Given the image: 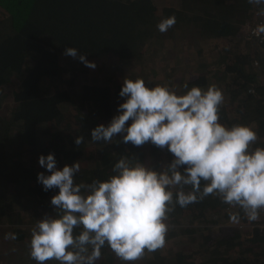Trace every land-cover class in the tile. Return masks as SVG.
<instances>
[{
    "label": "trees",
    "instance_id": "1",
    "mask_svg": "<svg viewBox=\"0 0 264 264\" xmlns=\"http://www.w3.org/2000/svg\"><path fill=\"white\" fill-rule=\"evenodd\" d=\"M258 11L248 0H0V264H37L30 257L31 237L21 229L54 209L51 198L59 192L45 191L38 182L39 173L50 175L39 164L41 155L54 153L61 170L80 162L76 182L89 184L113 175L122 157L158 172L174 159L166 147L151 142L139 147L124 143V134L110 144L92 141V130L108 126L119 114L126 100L119 95L123 84L112 88L89 79L90 67L65 55L67 48H77L90 62L110 56L132 63L151 60L154 47L159 51L168 45L179 52L196 47L200 59L195 77L182 78L177 89L186 94L194 86L206 90L215 85L224 95L220 122L252 126L258 134L254 147H264V41L243 36L248 24L261 21ZM172 15L177 23L161 33L157 24ZM212 41L226 42L220 66L207 63L203 55L202 45ZM60 56L72 61L68 69ZM151 75L158 73L154 69ZM146 81L149 87L163 85ZM147 153L154 158L151 165ZM179 190L172 189L174 199ZM56 215L57 210L49 217ZM233 215L255 226L252 234L217 237L212 227L232 222ZM166 223V242L187 240L188 245L177 251H145L147 264H264V221L249 222L239 207L219 197L209 195L187 207L176 204ZM10 229L15 240L6 239ZM81 231L76 228L74 235ZM120 260L105 245L95 264Z\"/></svg>",
    "mask_w": 264,
    "mask_h": 264
},
{
    "label": "clouds",
    "instance_id": "2",
    "mask_svg": "<svg viewBox=\"0 0 264 264\" xmlns=\"http://www.w3.org/2000/svg\"><path fill=\"white\" fill-rule=\"evenodd\" d=\"M248 3L259 6L257 15L264 16V0ZM176 23L172 15L162 19L157 28L166 33ZM252 34L264 35V23ZM64 54L96 67L75 47ZM119 95L126 98L118 107L119 114L108 126L93 129L92 141L110 144L115 136L124 134V143L139 147L151 142L166 147L174 159L165 171L158 172L122 157L114 164L113 175L89 184L76 182L80 162L61 170L54 153L41 155L39 164L50 175L39 173L38 182L45 191L59 189L51 198L57 215H46L33 227L31 259L37 264L50 260L95 264L107 245L122 261H137L145 251L165 247L166 220L174 205L187 207L209 195L239 207L249 222L259 221L264 211V147H254L258 134L252 126L228 127L220 122L221 89L194 86L178 95L166 85L149 87L143 78H125ZM82 142V136L75 141L77 145ZM184 186L192 190L185 192ZM176 187L180 190L174 199L172 189ZM231 220L238 222L239 216L233 215ZM79 227L82 231L74 235ZM6 239L15 240L16 235L9 233Z\"/></svg>",
    "mask_w": 264,
    "mask_h": 264
},
{
    "label": "rangeland",
    "instance_id": "3",
    "mask_svg": "<svg viewBox=\"0 0 264 264\" xmlns=\"http://www.w3.org/2000/svg\"><path fill=\"white\" fill-rule=\"evenodd\" d=\"M257 7L259 8V6ZM243 36H244V32H243ZM225 43H226L225 41H212L202 45L203 55L207 63L209 62L211 63L213 61L221 62L217 66H220L223 63L222 57H220L219 52L226 45ZM178 50L179 49L177 47L170 48L168 45H165L159 51H156L154 47L153 52L156 54L150 55L153 56L151 60L144 62H132V63L120 62L113 57L104 56L94 61L96 67L94 69L90 68V73L88 74V78L89 79L95 78L100 84H108L112 88H116L118 84H123L125 78H129V79L143 78L146 83H147L146 80H152L154 82L159 81L163 85H166L170 88L175 87L174 91L178 95H183L181 94L179 89H177V86L178 84H180V80L182 78H185L186 81L188 80L191 81L192 79H194L195 73L197 72V69H195V65L200 59V57L198 55L197 48L194 46H192V48L189 49L185 47L182 52H179ZM60 60L65 69H68L72 65V61L69 60L68 58H65L64 56H60ZM154 69L158 73V75L156 76L151 75L152 70ZM66 76H68V73H66ZM147 158L149 165L153 164L154 158L150 156L148 153H147ZM160 171L162 172L165 170L161 169ZM55 211H56L55 209L51 208L48 210V212H45V216L46 215L51 216L53 213H55ZM262 220L264 221V212L262 215L260 214L259 221ZM259 221L256 222L258 223ZM245 222L244 221L241 222L240 220H238V222L230 221L229 223L214 225L212 227V231L216 234L217 237L221 235L222 238L224 237V235H226L227 237H231V233L235 235L237 231H241V233L249 231V233L252 234V231H254L256 227L250 225V223H245ZM34 226L35 223L25 224L21 229V233L31 237L32 229ZM260 226L262 228L261 231L263 230L264 232L263 229L264 223L261 224ZM220 230H222V233ZM11 231L12 230L10 229L6 234L11 233ZM1 237L2 235L0 236V239ZM182 242L183 240L181 241L180 240L174 241L173 239L169 240L168 242H166L168 244L165 246V251H167L169 248L177 251L179 250L178 248L179 246L183 248L188 245L187 240L184 241V244H181ZM256 247L257 245L254 246V248ZM146 261L147 259L143 257L137 261L126 262L120 260V264H147ZM49 264H59V262L53 261L50 262ZM114 264H118V263H114Z\"/></svg>",
    "mask_w": 264,
    "mask_h": 264
},
{
    "label": "built area",
    "instance_id": "4",
    "mask_svg": "<svg viewBox=\"0 0 264 264\" xmlns=\"http://www.w3.org/2000/svg\"><path fill=\"white\" fill-rule=\"evenodd\" d=\"M264 23V16H262L261 21H258V18L256 19V21L254 23L248 24L245 29H244V35L246 40H252V39H257L259 40L261 43L264 41V35H261L259 37L253 35V30L257 27V25ZM263 56H264V52H263ZM256 66L259 65L258 62L255 63ZM264 229V227H263Z\"/></svg>",
    "mask_w": 264,
    "mask_h": 264
}]
</instances>
